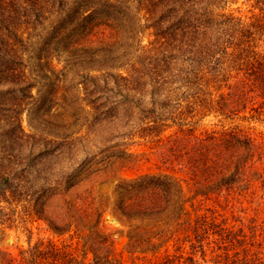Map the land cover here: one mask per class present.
<instances>
[{"label": "trees", "instance_id": "1", "mask_svg": "<svg viewBox=\"0 0 264 264\" xmlns=\"http://www.w3.org/2000/svg\"><path fill=\"white\" fill-rule=\"evenodd\" d=\"M238 1L0 0V236L17 208L62 200L109 154L153 143L172 129L152 156L163 171L185 177L178 202L191 194L183 201L190 208L197 201L207 211L223 206L241 214L224 215L218 224L204 217L185 221L187 255L157 264H198L197 255L208 264H264V138L240 123L264 113V0H246L249 16L230 9ZM64 51L60 89L41 92L31 65ZM59 91L84 126L75 139L36 131ZM208 116L232 126L198 130ZM88 135L100 146L76 148ZM116 140L128 142L115 150ZM170 179L137 180L139 190L124 208L141 216L162 213L176 188ZM83 193L86 199L47 221L78 229L95 216L87 229L94 221L100 226L103 211L90 190ZM236 200L246 206L235 208ZM209 229L218 237L216 248L205 241ZM28 242L18 257L0 249V264H85L49 238ZM94 245L88 264H120L109 240Z\"/></svg>", "mask_w": 264, "mask_h": 264}, {"label": "rangeland", "instance_id": "2", "mask_svg": "<svg viewBox=\"0 0 264 264\" xmlns=\"http://www.w3.org/2000/svg\"><path fill=\"white\" fill-rule=\"evenodd\" d=\"M252 3L246 0H239L236 4L230 7L237 15L249 16ZM145 36V34H144ZM141 41L145 42L143 36H140ZM85 54V53H82ZM68 52L53 53L51 58L46 57L41 60L39 66L31 65L32 71L41 78V92L46 89L53 88L60 89L62 85V76L64 74V61L68 57ZM89 55V54H88ZM74 56V55H73ZM47 91V90H46ZM61 91L55 94L54 102L51 105L50 112L46 117L40 118L35 127L37 132L47 134V137L72 138L80 137L84 133V126L79 119V115L75 114L68 105L66 96H60ZM236 120L233 124L238 123ZM242 126L250 127L256 133L264 138V113L255 115V119L240 122ZM224 126H232L228 121L219 122L218 117L208 116L200 120L197 128L200 131L213 129ZM23 126L29 130L27 118L23 119ZM172 129L165 131L158 140L153 143H146L141 147H133L136 149L127 150L125 154L116 153L109 154L106 159L98 162V164L91 166L90 169L84 173L79 180V189L74 188L68 191L62 200H51L45 206L28 207L23 210L21 207L17 208V215L12 223L10 229L4 230V234L0 236V249L9 253L12 257H18V253L22 249H26L28 241L33 244L39 238H49L58 247L65 248L72 251L85 264L91 260L90 249L91 244L101 243L103 240H109L116 259L120 264H157L168 255L185 257L188 252V240L186 238L188 230L185 221H194L206 218L207 221L213 220L215 224L224 223L222 219L224 215L240 216V212L231 213L228 209L218 208L214 212L204 210L206 205H198L195 201L194 207L190 208L189 202L184 203L191 194H186L178 202L176 194L179 192L185 193L186 180L183 175L174 174L168 171H163L152 156V147H155L157 142L165 141L171 134ZM123 142V143H122ZM128 141L116 140L111 147L115 150L123 149L124 143ZM99 145V138L92 135L83 137L81 144L77 143L76 148H85L86 151H94ZM109 146V145H108ZM81 154H79L80 156ZM121 157V158H120ZM59 162V161H58ZM65 160L60 161L59 164L63 166ZM166 175L173 184L176 185L175 191L169 193L170 201L162 213L153 214L149 216H141L130 214L131 210L124 208L123 202L131 198L133 194L139 190L136 187L137 180L142 181L146 176L158 177ZM133 187V189H131ZM84 189L90 190L89 198L94 199V206H99L103 211L101 216L100 226H95V221L88 230L87 225L92 220H97L94 216L88 223L82 222L77 225L78 229L72 226L68 227V223H60L58 220L47 221L53 214H62L65 206H73L78 202L79 198L87 197L83 193ZM171 194V195H170ZM88 198V199H89ZM177 199V200H176ZM246 201L249 199L245 198ZM236 200L235 208H243L246 203L242 200ZM210 206H213L209 204ZM238 208V209H240ZM223 209V210H222ZM47 210V211H46ZM44 212V213H43ZM126 212L129 213V215ZM134 212V211H132ZM246 212V211H245ZM251 212H248L249 215ZM70 214H73L70 212ZM73 216V215H70ZM211 222V221H210ZM225 222L234 224L232 219ZM205 241H210V246L216 248L218 245V237L211 233ZM204 237L205 234H202ZM30 239V240H29ZM198 264H208L199 259L197 255ZM208 260V257L205 258Z\"/></svg>", "mask_w": 264, "mask_h": 264}]
</instances>
